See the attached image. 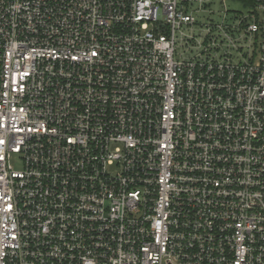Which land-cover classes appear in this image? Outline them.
<instances>
[{"label":"built area","instance_id":"built-area-1","mask_svg":"<svg viewBox=\"0 0 264 264\" xmlns=\"http://www.w3.org/2000/svg\"><path fill=\"white\" fill-rule=\"evenodd\" d=\"M0 264H264V0H0Z\"/></svg>","mask_w":264,"mask_h":264},{"label":"rangeland","instance_id":"rangeland-1","mask_svg":"<svg viewBox=\"0 0 264 264\" xmlns=\"http://www.w3.org/2000/svg\"><path fill=\"white\" fill-rule=\"evenodd\" d=\"M228 6L231 7V8H239L240 7V6H237L235 4H229Z\"/></svg>","mask_w":264,"mask_h":264}]
</instances>
